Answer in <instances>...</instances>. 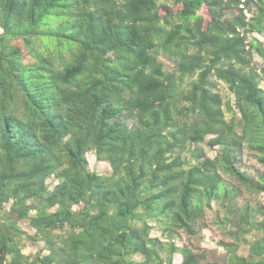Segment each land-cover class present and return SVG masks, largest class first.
<instances>
[{"label": "trees", "instance_id": "1", "mask_svg": "<svg viewBox=\"0 0 264 264\" xmlns=\"http://www.w3.org/2000/svg\"><path fill=\"white\" fill-rule=\"evenodd\" d=\"M249 3L0 0V211L43 242L25 255L0 224V264H264V206H239L224 177L264 194L239 160L264 166V48L246 39L264 33V0L247 19ZM208 212L232 240L222 261L176 245Z\"/></svg>", "mask_w": 264, "mask_h": 264}, {"label": "rangeland", "instance_id": "2", "mask_svg": "<svg viewBox=\"0 0 264 264\" xmlns=\"http://www.w3.org/2000/svg\"><path fill=\"white\" fill-rule=\"evenodd\" d=\"M159 2L170 3V0H159ZM256 0H251V3L248 5V9L243 11V14L246 18H250L254 11L256 10L255 6ZM246 39L248 42L252 40H258L263 48H264V33L258 34L253 32L246 33ZM254 65L256 68H261L263 66L262 59L257 55L254 56ZM212 81L215 85V92L220 94L223 101H230L232 96L230 95L226 84L221 81H217L216 78H212ZM225 110V106L223 107ZM226 118L229 119L231 114L226 113ZM204 152L208 157L213 158L215 156V152L208 149L207 147H203ZM258 154L254 152L248 151L246 148L241 151L239 155L240 160V171L247 173L249 176H254L258 173H264V166L257 159ZM89 169L97 174L107 176L111 173V168L108 163L100 162L96 159L95 155L91 152L86 155ZM232 185L241 189L238 196V204L239 206L248 204V205H263L264 206V194L250 193L245 190L243 187H239V185L229 177L224 176ZM48 185L52 188L57 181L55 179H48ZM10 204L6 205L3 210L0 211V224H6L8 227H17L20 231V242L22 244V253L25 255L34 256L38 251L43 247V242L33 243L28 238L30 235L34 234V230L30 227L27 221L17 220L14 221V214H12L9 210ZM217 210V205L213 204L212 206ZM214 216L215 213L208 212L206 219L204 221L203 226L198 232V235L195 237L189 236L185 233L180 234V238L176 240V245L181 247L183 245H188L194 251L202 252L205 254V257L208 261H222V259L227 256L226 248L222 246L220 243L231 242L232 240L226 236L224 230L219 228L214 224ZM152 236H160V231L158 228H154L152 231ZM164 240V239H162ZM248 244L244 243L240 246L238 250L239 255L247 256L248 255ZM43 252L42 254H44ZM182 262V256L180 254H175L173 258V264H180Z\"/></svg>", "mask_w": 264, "mask_h": 264}]
</instances>
